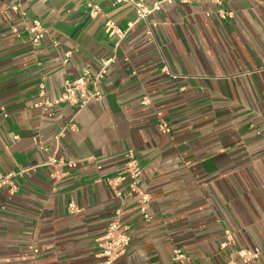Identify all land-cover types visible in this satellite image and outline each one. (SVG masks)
Masks as SVG:
<instances>
[{"label":"crops","instance_id":"1","mask_svg":"<svg viewBox=\"0 0 264 264\" xmlns=\"http://www.w3.org/2000/svg\"><path fill=\"white\" fill-rule=\"evenodd\" d=\"M142 1L160 2L146 22L128 1L0 0V174L15 173L0 188V264H98L118 206L131 241L115 264H175V248L186 264H264V0ZM109 58L86 86L99 98L38 106ZM128 151L147 220L102 181ZM239 248L260 254L243 263Z\"/></svg>","mask_w":264,"mask_h":264},{"label":"built area","instance_id":"2","mask_svg":"<svg viewBox=\"0 0 264 264\" xmlns=\"http://www.w3.org/2000/svg\"><path fill=\"white\" fill-rule=\"evenodd\" d=\"M128 1L130 2L136 12L138 20L147 21L148 15L153 10H159L160 2H156L151 9L144 6L142 0H115V2ZM170 2L171 0H165ZM13 9H17L15 6ZM97 13V8L95 6L91 9V14ZM230 15V14H229ZM32 34V42L37 43L44 36V30L41 28L40 24L36 21L32 23L29 28ZM104 31L109 37L117 36L122 38L124 32L116 27L114 22L107 20L104 23ZM64 61L69 57V52L64 54ZM112 59H102L100 62V67L98 71L91 75L88 70H84L78 77L65 81L63 84L62 91L56 99H48L44 97V93L40 91L41 99L38 102V106L47 115H50L51 108L59 103H66L75 106L77 110L85 106L93 98H99L100 93L97 89L92 92H87L86 86L91 82L93 86L103 78L107 67L111 63ZM148 102L144 100L143 103ZM156 116L159 119L157 126L159 130L163 133H168L170 131L169 126L162 120L160 112H156ZM127 161L123 168L113 177H104L102 181L109 188L111 194L121 200L122 203L126 200L134 199L136 208L139 210L144 219H149V214L147 213V202L149 200L148 194H146L140 187V175L141 167L139 166L135 156L131 151L126 153ZM58 163L66 164L69 167L75 166L74 161L61 162ZM56 160L51 159L50 163H57ZM22 173L21 171L17 174ZM15 175L13 172H8L5 174H0V188L9 184L10 179ZM125 184L124 189H120L121 184ZM70 211H77L74 205L69 204ZM122 206H118L114 213V218L106 225L103 234L97 239V258L98 264H115L118 258L123 256L130 244L131 237L127 233V227L121 223L120 217L122 214ZM234 245V239L231 232L226 231L224 233V238L220 243V248L224 249L227 246ZM237 257L243 262L247 263L258 257L260 251L255 249H245L239 248L235 250ZM189 257L179 248H175L170 257V261L175 264H186Z\"/></svg>","mask_w":264,"mask_h":264}]
</instances>
